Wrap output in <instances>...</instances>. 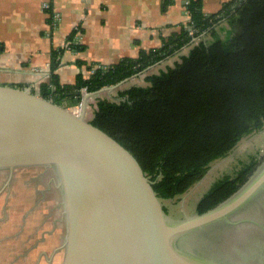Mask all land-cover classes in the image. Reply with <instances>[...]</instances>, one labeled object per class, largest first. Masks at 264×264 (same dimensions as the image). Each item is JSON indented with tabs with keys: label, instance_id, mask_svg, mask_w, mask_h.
Masks as SVG:
<instances>
[{
	"label": "trees",
	"instance_id": "16d2710c",
	"mask_svg": "<svg viewBox=\"0 0 264 264\" xmlns=\"http://www.w3.org/2000/svg\"><path fill=\"white\" fill-rule=\"evenodd\" d=\"M185 1L188 21L160 48L95 69L88 78L80 74L70 84H61L55 73L63 51L58 49L51 53L49 82L38 86L43 99L77 107L81 89L89 93L115 85L191 47L173 67L147 76L146 87L118 90L117 101L97 99L89 121L137 160L161 201L187 193L214 161L264 128V0H230L211 15L204 14L203 0ZM221 21L229 28H220ZM80 47L70 44V49ZM257 165L251 156L234 175L213 183L196 214L232 196Z\"/></svg>",
	"mask_w": 264,
	"mask_h": 264
},
{
	"label": "water",
	"instance_id": "95a60500",
	"mask_svg": "<svg viewBox=\"0 0 264 264\" xmlns=\"http://www.w3.org/2000/svg\"><path fill=\"white\" fill-rule=\"evenodd\" d=\"M134 76L81 94L76 113L30 87L0 86V173L54 174L66 228L62 264H229L204 253L206 232L223 224L264 231L257 221L239 219L264 197V165L213 209L169 217L137 160L85 117L88 100Z\"/></svg>",
	"mask_w": 264,
	"mask_h": 264
},
{
	"label": "crops",
	"instance_id": "0c3cea01",
	"mask_svg": "<svg viewBox=\"0 0 264 264\" xmlns=\"http://www.w3.org/2000/svg\"><path fill=\"white\" fill-rule=\"evenodd\" d=\"M229 1L203 0L202 10L214 14ZM185 4V0H0V86L30 87L41 97L38 86L49 82L51 53L58 49L63 51L55 73L61 84L75 82L80 74L90 77L96 66L136 59L180 32L187 22ZM75 27L81 32V47L64 49ZM12 207L6 211L0 205V264L45 260L57 264L60 246L45 254L38 240L30 242L33 225L13 220Z\"/></svg>",
	"mask_w": 264,
	"mask_h": 264
},
{
	"label": "rangeland",
	"instance_id": "374dc122",
	"mask_svg": "<svg viewBox=\"0 0 264 264\" xmlns=\"http://www.w3.org/2000/svg\"><path fill=\"white\" fill-rule=\"evenodd\" d=\"M219 25L220 28H229L225 21H221ZM216 32L221 34L222 37L225 35V32H221L219 28H217ZM203 36L207 41L211 39L210 34ZM198 41L199 39H193L195 44ZM190 48L185 47L172 56L152 65L149 70L137 75L135 74L136 76L117 89L103 92L95 99L88 100L86 120L90 121L93 117L97 99L117 101L116 93L118 90H124L133 86L146 87L148 85L145 81L147 76L156 75L160 71H165L167 67H173L176 62L180 61L181 56L188 53ZM78 109V106L74 107L73 112L78 111ZM251 156L256 158L258 162L257 171L264 165V128L243 138L225 158L214 161L203 179L196 183L187 193L173 200L161 201L169 217L181 220L185 216L192 217L197 215L195 212L196 205L212 184L224 176L234 175L242 167V163H247ZM0 191V205L4 206L6 211L8 208H11V205L13 206V212L11 211L13 220H26L31 223L30 225H33V228L29 226L30 234H32L29 237L30 242L38 240V244L43 245L42 250H44L45 254L50 253L53 248L60 246L59 260H56V262L57 264H62L64 257L63 241L66 235V228L61 193L57 187L54 174L51 171L43 169L17 170L11 177H9L8 173H0ZM239 219L261 220L264 222V197H261L259 202L257 201L254 205L245 209L240 214ZM239 227L234 230H243L242 226L240 227L241 229ZM242 233L244 231H240L238 234L235 233V235L239 236H235L234 238H232L233 236L228 238L229 235L227 233L222 234L221 238L216 240L213 237H208V240L203 242L204 247H206L204 253L229 264H240L237 260L233 259L235 254L240 257V260L250 262L248 264H264V253L261 255L260 251H257L254 246L256 242L258 248H263L264 239L262 242L253 241V239H248L245 234V236L240 235ZM259 237L262 238V236ZM218 240H221V242H218ZM241 249L247 250L243 253ZM48 263L50 262L45 260L43 264Z\"/></svg>",
	"mask_w": 264,
	"mask_h": 264
},
{
	"label": "flooded vegetation",
	"instance_id": "af4514ba",
	"mask_svg": "<svg viewBox=\"0 0 264 264\" xmlns=\"http://www.w3.org/2000/svg\"><path fill=\"white\" fill-rule=\"evenodd\" d=\"M257 201L259 202V199L258 200H254L253 202H252V204L250 205V206H252V205H254L255 203H257ZM249 206V207H250ZM257 222H259V223H261L263 226H264V222H262L261 220L260 221H257ZM238 228V227H237ZM236 228V229H237ZM240 228V227H239ZM235 228H232V227H230V226H228V225H225V224H223V225H219L218 227H216V228H213V229H211V230H209V231H207L206 233H208L207 235H209L208 237H213L214 238V240H216V239H220L221 238V235L222 234H224V233H227V235H229V237L228 238H231L232 236V238H234L235 236H239V235H235V233L236 234H238L240 231H244V233H242V234H240V235H247V237H248V239H253V241H260V242H262V240L264 239V231H261L260 229H258V228H254V227H243V230L241 229V230H234ZM244 235V236H245ZM259 236H262V238L261 237H259ZM231 240H233V239H231ZM235 241V240H234ZM233 241V242H234ZM218 242H221V240L219 241L218 240ZM231 242V241H230ZM264 244V243H263ZM254 246H255V248L257 249V251H260V254L261 255H263V253H264V247L263 248H258V246H257V243L255 242V244H254ZM242 250V249H241ZM244 250V251H243ZM242 250V252L244 253L245 252V250H247V249H243ZM234 260H237L238 261V263H240V264H243L244 262H246V264H248V263H250V262H247V261H244V260H240V257H238L236 254H235V257L233 258ZM233 259H231V261H233ZM221 262H223V260H221V259H219Z\"/></svg>",
	"mask_w": 264,
	"mask_h": 264
},
{
	"label": "built area",
	"instance_id": "2783aa9c",
	"mask_svg": "<svg viewBox=\"0 0 264 264\" xmlns=\"http://www.w3.org/2000/svg\"><path fill=\"white\" fill-rule=\"evenodd\" d=\"M52 20H53V24H52V26L55 27V25H56V23H57V21H58V15H57V14H54ZM73 33H74V35H73L72 39H71L70 41L66 42V44H65V46H64L65 49H69V48H70V44H74V45L79 44L80 39H81V32H80L79 28H78V27H75V28L73 29ZM100 68L104 69V68H106V67L96 66L95 68H93V69L90 71L91 75L94 73V70H95V69H100ZM48 76H49V72H48ZM84 93H87V92H86V89L83 88V89H81V94H84Z\"/></svg>",
	"mask_w": 264,
	"mask_h": 264
}]
</instances>
